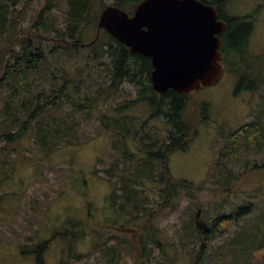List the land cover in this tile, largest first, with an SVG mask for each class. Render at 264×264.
Listing matches in <instances>:
<instances>
[{
  "label": "rangeland",
  "instance_id": "374dc122",
  "mask_svg": "<svg viewBox=\"0 0 264 264\" xmlns=\"http://www.w3.org/2000/svg\"><path fill=\"white\" fill-rule=\"evenodd\" d=\"M42 1L32 0L30 13ZM223 12L228 16L251 17L253 29L246 54L251 57L252 64L261 61V69H264V0H231ZM93 33L92 29L87 30V42ZM90 50L85 48L82 52ZM221 53L223 56V50ZM230 61H224V57L221 60L224 71L217 83L187 95L182 114L184 121L196 123V108L202 103L210 106L207 114L201 112L208 118L197 125V135L186 150L175 151L168 157L172 177L191 181L196 187L188 192L180 190L176 200H167L152 181L144 178L141 198L137 199L142 205L130 221L124 219L120 210L122 193L117 190L110 198L113 193L110 182L114 180L108 174L114 173L111 166L119 169L128 166L124 154L112 149L114 141L120 140L117 143L121 144L122 140L104 128L99 112L90 113L88 118L76 115L80 126L76 141L53 149L50 154L36 149L30 132L14 145L7 144L12 149L7 157L11 162L6 165L12 174L7 175L8 167L5 166L8 178L0 184V264H33V257L26 251L22 253L20 245L49 238L52 231L69 228V225L73 226L68 231L75 237L73 243L52 244L45 253L47 264H56L61 257L69 260L67 264H98L99 256L95 254L98 244L120 250L118 264H139L141 261L146 264L148 259L151 264H264V147L261 152L249 151L238 159L226 160L220 155V150L225 148L221 132L237 128L254 119L256 114H261L264 120V88L255 93L236 92L238 75L228 69ZM89 65L93 68L91 73L99 72L94 69L93 62ZM86 91L89 93L91 89ZM109 93L107 106L127 103L126 99L133 100L136 96L134 87L128 83L114 91L112 88ZM105 112L108 111L105 109ZM120 113L136 116V124L143 125L141 130L147 131L150 138H166L169 123L152 117L146 102L134 103ZM127 142L131 145L130 152H136L140 146L139 142L133 143L131 137ZM218 157L221 162L226 160L224 163L229 170L226 189L221 188L224 176L221 177L215 166ZM243 204L249 206L250 211L238 214L247 208ZM198 208L209 235L199 233L193 240H187L182 235L186 219L194 216V229L201 231L195 225ZM141 213L143 215L138 218ZM233 213L237 216L223 217L213 223L218 215ZM237 217L240 219L234 220ZM152 224L173 238L178 247L167 246L162 254L156 247L151 251L145 248L143 255H130L128 246H124L126 240L127 244L131 241L137 244L139 234ZM258 243L263 245L256 246ZM70 250L73 255L68 256ZM195 255H199V262Z\"/></svg>",
  "mask_w": 264,
  "mask_h": 264
},
{
  "label": "trees",
  "instance_id": "16d2710c",
  "mask_svg": "<svg viewBox=\"0 0 264 264\" xmlns=\"http://www.w3.org/2000/svg\"><path fill=\"white\" fill-rule=\"evenodd\" d=\"M139 1L111 0L107 3L105 0H43L30 13L32 0H0V184L8 178L4 167L11 162L7 157L12 148L7 144L14 145L30 132L36 149L45 155L50 154L53 149L76 141L80 129L76 115L88 118L90 113L96 111L99 112L98 117L104 128L111 130L122 140L121 144L117 143L120 140L114 141L112 149L124 154L122 156L128 166L119 169L112 165L110 169L114 173L108 174L114 177L110 182L113 191L110 198H113L117 190L122 193L123 204L120 210L124 213L125 220L134 219L135 212L142 205V201L137 199L141 198L144 178L152 181L159 194L164 193V199L167 200H176L180 190L188 192L196 187L191 181L172 177L168 157L175 151L189 147L197 135V125L208 118L201 112L207 114L210 106L207 103L198 105L196 123L188 124L182 117L188 93H179L173 89H168L163 94L157 93L150 82L153 67L149 57L131 52L104 29H100L97 35L98 16L105 6L116 5L132 14ZM202 1L212 4L219 18L226 23L225 30L219 35L222 41L220 50H223L224 61L231 60L228 69L238 75L236 92L245 90L255 93L264 88L261 61L257 65L255 62L252 64L251 57L246 54L253 29L251 17L224 14L223 8L231 0ZM88 29L94 32L89 42L85 40ZM85 48L91 50L83 53ZM79 59L81 63L78 62ZM89 62L94 63V69L99 71L97 74L91 73L93 68ZM100 79L102 80L97 82ZM105 80H108V84H105ZM95 82L97 83L94 84ZM124 83L134 87L135 98L126 99L127 103L107 106L106 101L111 95L109 91L112 88L114 91ZM88 89L91 92L88 93ZM138 102H146L152 117L162 118L169 123L164 140L150 138L147 131L141 130L143 125L136 124V116L120 113ZM220 136L225 140V148L220 150V155L226 160L234 159L233 157L238 159L253 150L261 152L264 147V120L261 114H256L254 119L227 133L221 132ZM128 137L134 140L133 143H140L136 152H130ZM138 154L142 156L139 157ZM220 158L218 157L215 166L221 177L224 176L221 188L226 189L230 179L226 176L229 170L224 163L226 160L221 162ZM9 174L12 172L8 167L7 175ZM248 211L249 206L238 214ZM142 215L141 213L137 217ZM235 215L237 216L235 213L218 215L213 223L223 217L233 218ZM193 217L186 219L182 235L187 240H193L200 234L208 236L209 230L195 231ZM239 219L237 217L234 220ZM149 226L139 234L137 244L132 241L127 244L126 240L124 246H128L127 252L130 255H143L145 248L151 251V248L156 247L161 249L162 254L167 246L178 247L165 231L153 224ZM68 227L52 231L49 238L21 244V252L26 251L31 255L33 264H47L45 253L52 244L73 243L75 237L68 232L73 226ZM258 245L263 244L258 243L256 246ZM95 254L99 256L96 259L98 264H118L121 256L120 250L112 246L105 248L100 244L97 245ZM71 255L73 252L70 250L68 256ZM75 256L79 257L77 254ZM195 260L199 262V255H195ZM149 261L151 260L148 259L146 264H151ZM68 262V259L61 257L56 264ZM139 264L145 262L141 261Z\"/></svg>",
  "mask_w": 264,
  "mask_h": 264
},
{
  "label": "water",
  "instance_id": "95a60500",
  "mask_svg": "<svg viewBox=\"0 0 264 264\" xmlns=\"http://www.w3.org/2000/svg\"><path fill=\"white\" fill-rule=\"evenodd\" d=\"M226 23L212 4L202 0H140L129 14L116 5L105 6L97 20V35H109L150 58L154 91L179 93L217 83L223 75L221 39ZM196 212L198 229L206 227Z\"/></svg>",
  "mask_w": 264,
  "mask_h": 264
},
{
  "label": "flooded vegetation",
  "instance_id": "af4514ba",
  "mask_svg": "<svg viewBox=\"0 0 264 264\" xmlns=\"http://www.w3.org/2000/svg\"><path fill=\"white\" fill-rule=\"evenodd\" d=\"M263 71H264V69H262ZM263 76H264V74H263ZM263 167H264V164H263Z\"/></svg>",
  "mask_w": 264,
  "mask_h": 264
}]
</instances>
